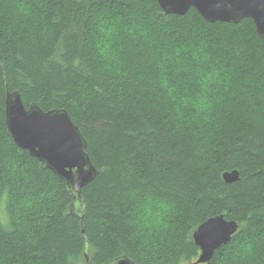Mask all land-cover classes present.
Masks as SVG:
<instances>
[{"label": "trees", "instance_id": "16d2710c", "mask_svg": "<svg viewBox=\"0 0 264 264\" xmlns=\"http://www.w3.org/2000/svg\"><path fill=\"white\" fill-rule=\"evenodd\" d=\"M8 91L66 110L84 135L99 175L83 190V223L66 184L15 144ZM148 200L174 211L143 221ZM217 216L239 230L209 264H264L253 20L167 16L159 0H0V264H89L87 245L90 264H195L193 234Z\"/></svg>", "mask_w": 264, "mask_h": 264}, {"label": "water", "instance_id": "95a60500", "mask_svg": "<svg viewBox=\"0 0 264 264\" xmlns=\"http://www.w3.org/2000/svg\"><path fill=\"white\" fill-rule=\"evenodd\" d=\"M167 16H186L192 9L208 23L240 24L253 20L259 37L264 40V0H159ZM6 123L15 144L36 159L42 169L53 172L67 186L72 197L70 212L84 222L86 215L83 190L99 175L87 153L88 143L79 127L66 110L43 111L38 105L28 108L20 91H8L6 96ZM226 183L240 180L238 171L223 175ZM239 224L224 216L209 219L193 234L200 249L195 264H209L215 253L227 246L237 234ZM85 234V230H83ZM86 261L90 264L87 245ZM112 264H135L121 257Z\"/></svg>", "mask_w": 264, "mask_h": 264}, {"label": "clouds", "instance_id": "9594fccd", "mask_svg": "<svg viewBox=\"0 0 264 264\" xmlns=\"http://www.w3.org/2000/svg\"><path fill=\"white\" fill-rule=\"evenodd\" d=\"M141 220L151 221L153 224H160L165 221L173 213L172 205L164 201L148 200L141 208Z\"/></svg>", "mask_w": 264, "mask_h": 264}]
</instances>
